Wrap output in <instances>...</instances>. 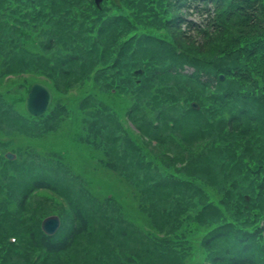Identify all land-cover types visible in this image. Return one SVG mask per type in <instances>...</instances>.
<instances>
[{"label": "trees", "instance_id": "16d2710c", "mask_svg": "<svg viewBox=\"0 0 264 264\" xmlns=\"http://www.w3.org/2000/svg\"><path fill=\"white\" fill-rule=\"evenodd\" d=\"M32 73L53 105L30 116L0 91V128L37 136L44 123L46 136L78 123L74 142L103 149L101 164L145 197L127 219L61 159L48 170L11 149L0 264H185L193 224L205 229L195 264H264V0H0V87L22 78L29 92ZM39 192L60 198L53 235ZM87 248L97 253L78 259Z\"/></svg>", "mask_w": 264, "mask_h": 264}, {"label": "rangeland", "instance_id": "374dc122", "mask_svg": "<svg viewBox=\"0 0 264 264\" xmlns=\"http://www.w3.org/2000/svg\"><path fill=\"white\" fill-rule=\"evenodd\" d=\"M187 15L188 18L199 21L198 17L190 14ZM194 37L198 38L197 35H194ZM24 78L36 81L40 79L41 81L38 82L45 84L51 90L53 95L50 105L51 107L56 98L55 92L48 85L51 83L43 81L44 79L38 75V73H32L31 75L24 76ZM8 80H14V83L7 81L4 86L0 87V91L9 89L11 94L6 97H12L11 99L17 103V111L26 113L24 101L28 93L27 86L23 84L24 82H22V78H9ZM19 83L22 84L21 87H19ZM10 84H13L12 89L10 88ZM70 92L76 95L75 88L72 91L70 90ZM60 98L62 100L64 99L65 101L70 99V97L66 96H61ZM113 101L114 104L118 106L121 105L119 102L123 100L120 98L118 100L113 99ZM116 109L118 110V107H116ZM124 120L127 121V118H124ZM127 123L133 128L129 122ZM44 126L45 124L41 123L39 126H36V128H32L37 136L26 135L14 129H9L11 131L9 133L3 131V129L0 128V142H5L8 144L7 147L0 149V155L2 154L6 157L7 154L14 153L16 155L13 157L14 160L17 158V154L11 149L15 151L18 150V154L21 156V158H24V161L33 162L37 165L39 164L48 170L56 164L58 159H61L68 171L78 179L79 187L89 186L91 191L94 192V196L101 195V197H104L106 194L111 195L115 200L116 205L120 207V212L127 219L128 217H140L141 214L140 212L136 211V209L138 208L139 203L144 202L145 195L141 194V190L134 185L133 181L129 182L128 180H125V178L118 171L110 170L101 164L100 161L103 159V149H99L97 151L89 150L88 148H83V146L74 142L79 141V138L83 135V130L80 124H72L69 120H66L62 122L59 129H57L55 132L47 134L46 136L43 135ZM7 127L11 128L8 125ZM71 180L77 183V180ZM45 200L47 201V205H51V207L47 208V213H49L47 216L57 215L56 210L58 208L60 198L55 196L52 192H39L36 195V199H33L32 201L33 205L38 203L40 206L39 202H46ZM84 203L85 205L89 204L87 201H84ZM189 226L191 227V230L186 236L191 245L192 254L187 259L185 264H195L202 261L205 256V253L200 246V241L205 233V229L195 224ZM138 229L144 232H149L150 228L145 224H141L140 228ZM88 248L78 254V259L84 261L85 258H89V255H92L96 252V250L93 249L90 253L88 252ZM99 249L100 247H98L97 252ZM119 259L121 261L124 260V258Z\"/></svg>", "mask_w": 264, "mask_h": 264}, {"label": "water", "instance_id": "95a60500", "mask_svg": "<svg viewBox=\"0 0 264 264\" xmlns=\"http://www.w3.org/2000/svg\"><path fill=\"white\" fill-rule=\"evenodd\" d=\"M102 0H95L96 5L99 7ZM118 2V0H116ZM136 74H141L143 70H136ZM223 76H221L222 78ZM52 102V93L50 89L39 82L32 84L28 96L25 99V109L27 113L34 117L42 116L49 108ZM193 107L198 109L199 105L193 102ZM9 159L14 155L8 154ZM60 225V219L57 215H50L45 217L41 222V229L47 235H53Z\"/></svg>", "mask_w": 264, "mask_h": 264}]
</instances>
